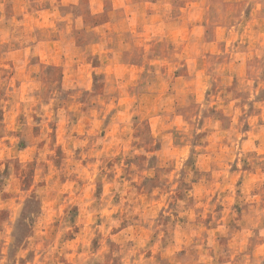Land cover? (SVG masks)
Here are the masks:
<instances>
[{"label": "rangeland", "instance_id": "1", "mask_svg": "<svg viewBox=\"0 0 264 264\" xmlns=\"http://www.w3.org/2000/svg\"><path fill=\"white\" fill-rule=\"evenodd\" d=\"M140 133L176 145L173 221L140 218ZM78 176L113 189L96 236ZM0 264H264V0H0Z\"/></svg>", "mask_w": 264, "mask_h": 264}, {"label": "crops", "instance_id": "2", "mask_svg": "<svg viewBox=\"0 0 264 264\" xmlns=\"http://www.w3.org/2000/svg\"><path fill=\"white\" fill-rule=\"evenodd\" d=\"M226 58L228 60L229 56L227 55ZM235 74L239 79L246 75L243 68L238 69ZM252 75L253 73L250 74V76ZM136 137L137 142H135L138 148L133 153L128 154L127 164L125 165L126 167L123 170L129 171L131 173L139 172L143 176L141 184L148 201L146 202L144 214L140 215V218L143 220V222L155 221L157 223H161L164 221L167 208L171 207L170 212L173 221L175 217L179 218V214H177V212H179L178 207L181 198L180 179L178 178L181 172L177 166H172L170 168L169 166L165 165L163 160L164 158L170 160V157H172L174 160L173 153L174 147H176V145L173 146L170 153L166 150L164 145H161V148L159 149V144H157V141H155L154 136L151 134L147 135L144 133H140ZM173 142H177V140L175 139L171 143ZM161 143H163V141H161ZM170 154L171 156L169 157ZM136 162L139 163V165H135L134 163ZM121 167L119 168L116 165L111 166V171L109 172L113 174V177L111 176L109 178V181H111V183L113 181L114 183L116 182V175L118 170H121ZM256 172L259 173V171ZM76 174H78V171L76 172ZM164 174L172 175L171 179H168V177H164ZM174 175L177 176L174 178ZM80 179L81 177L78 176L76 178V181L61 184V186H65V190L67 191V195L60 194L61 200H63L64 205L66 203V205L70 207V209L66 212L65 220L66 222L72 223L75 226L71 233H76L78 236L81 235L82 237L86 235L96 236L94 234H96L97 230H99V226L94 222L99 218V216L98 213L94 212V210L99 205H107L110 207V205L115 204V201L110 199L109 193L106 192V190L109 189L110 192H112L113 189H111L110 185L103 186L102 184V187H100L101 184L99 183L98 185L93 184V186L90 187V192H84L86 191L84 190L85 184L82 185V183H78ZM186 183H188V181ZM184 184L185 182L183 181L181 185ZM176 185L177 189L175 190ZM73 186H77V188L74 189ZM165 191L167 192L166 197H164ZM169 194H171L170 199H168ZM63 197H65V199H63ZM74 198H76L75 202ZM165 199L168 200L167 203L165 202ZM35 203L41 209V200L38 199V201H34V204ZM74 204L78 206L77 209L71 208V206H74ZM153 206L157 207V213L154 216H148V207ZM82 207L84 208L81 209ZM129 220L130 218L126 219V221ZM168 220L170 219L168 218ZM97 237H99V233H97Z\"/></svg>", "mask_w": 264, "mask_h": 264}]
</instances>
